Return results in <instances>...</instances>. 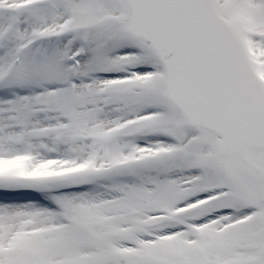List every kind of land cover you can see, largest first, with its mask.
Masks as SVG:
<instances>
[{
  "label": "snow or ice",
  "instance_id": "6c2138e0",
  "mask_svg": "<svg viewBox=\"0 0 264 264\" xmlns=\"http://www.w3.org/2000/svg\"><path fill=\"white\" fill-rule=\"evenodd\" d=\"M0 264H264V0H0Z\"/></svg>",
  "mask_w": 264,
  "mask_h": 264
}]
</instances>
